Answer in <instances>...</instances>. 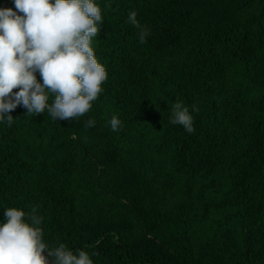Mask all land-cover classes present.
<instances>
[{
  "label": "trees",
  "instance_id": "trees-1",
  "mask_svg": "<svg viewBox=\"0 0 264 264\" xmlns=\"http://www.w3.org/2000/svg\"><path fill=\"white\" fill-rule=\"evenodd\" d=\"M97 3L103 90L72 119L9 110L0 219L34 211L47 243L94 264H264V0Z\"/></svg>",
  "mask_w": 264,
  "mask_h": 264
},
{
  "label": "clouds",
  "instance_id": "clouds-1",
  "mask_svg": "<svg viewBox=\"0 0 264 264\" xmlns=\"http://www.w3.org/2000/svg\"><path fill=\"white\" fill-rule=\"evenodd\" d=\"M12 2L14 7L0 6V123L11 125L14 116L9 110L18 105L26 109L24 113L47 109L57 120L84 114L108 75L92 47L103 21L97 0ZM127 20L139 29V40L144 42L149 29L140 24L135 9L128 11ZM169 119L193 131L192 113L183 102L172 103ZM94 123L89 117L85 126ZM109 123L115 130L121 121L112 115ZM40 223L34 211L4 208L0 264H94L83 249L47 243Z\"/></svg>",
  "mask_w": 264,
  "mask_h": 264
}]
</instances>
